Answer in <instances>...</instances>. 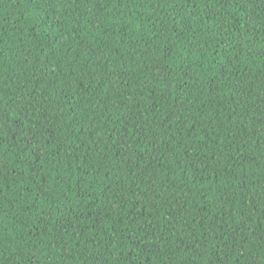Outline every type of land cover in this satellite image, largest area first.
Wrapping results in <instances>:
<instances>
[{
    "label": "trees",
    "instance_id": "obj_1",
    "mask_svg": "<svg viewBox=\"0 0 264 264\" xmlns=\"http://www.w3.org/2000/svg\"><path fill=\"white\" fill-rule=\"evenodd\" d=\"M0 264H264V0H0Z\"/></svg>",
    "mask_w": 264,
    "mask_h": 264
}]
</instances>
